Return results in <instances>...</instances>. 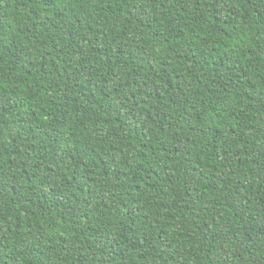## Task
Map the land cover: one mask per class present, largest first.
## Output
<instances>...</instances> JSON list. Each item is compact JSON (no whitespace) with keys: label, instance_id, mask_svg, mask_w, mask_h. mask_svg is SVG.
<instances>
[{"label":"trees","instance_id":"trees-1","mask_svg":"<svg viewBox=\"0 0 264 264\" xmlns=\"http://www.w3.org/2000/svg\"><path fill=\"white\" fill-rule=\"evenodd\" d=\"M0 264H264V0H0Z\"/></svg>","mask_w":264,"mask_h":264}]
</instances>
